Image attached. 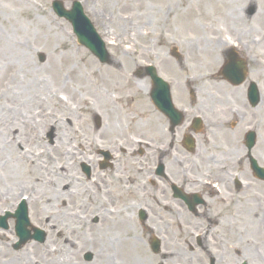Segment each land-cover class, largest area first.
<instances>
[{
    "label": "rangeland",
    "instance_id": "374dc122",
    "mask_svg": "<svg viewBox=\"0 0 264 264\" xmlns=\"http://www.w3.org/2000/svg\"><path fill=\"white\" fill-rule=\"evenodd\" d=\"M30 1L32 3L31 6L25 4V2L27 3L25 0L13 2L12 0H0V119L3 118L4 122L8 119L16 122V114L19 112H14L17 110L12 111V107H18L22 103L25 95V84L27 83L26 74L33 73V71L39 74L41 79H45L43 93L50 90L52 93L63 96L66 92H69L73 93L74 98H78L80 93L88 94L89 102H95L94 107L99 112L95 115L92 111L84 108L77 110V113L73 115V140L80 144L78 152H73L67 158L60 157L59 154H53V160L49 164H43L44 167H50L49 169L33 168L34 164L24 159L21 154L29 147H32L31 152H29L31 156H36L40 148L49 150L60 149L62 142L56 138L57 133L54 129H50V126L44 120L39 122L37 128L40 137L39 142L22 138L20 130L21 126L24 125L20 124L19 133L12 134L11 137H9L10 135L8 136L9 141L20 137V143L15 144L14 141L9 144V142L8 144L11 146L7 145L8 147L5 150L0 146V149H2L0 150V199L2 200H0V215L13 208V205L18 201L19 192L23 191L29 197L28 205L31 222L47 233L45 242L40 243L32 240L19 250H15L10 241L11 238H15L14 242L17 241L14 224L9 231L0 230V250H2L0 264H4L5 260L15 255L22 256L24 254L26 259L25 261H17V264H30L27 258H32L34 255L43 257L46 246H51L57 239H61L62 232L60 235V231L70 236L66 252L72 262L74 258L80 264H98V247L92 246L83 238L84 236L79 234H74L73 240V232L79 230V232L83 233L88 227L91 233H97L111 225V222L104 217L109 215L104 208L105 203H111L108 200L109 197H117L119 182L114 181V178H117L118 174L112 169L105 170L102 173L103 176L109 175L112 182L107 189L105 188L104 208L101 209L102 205L99 203L98 198L95 199V195V198L89 197L87 199L86 187L89 181L81 172L78 157H83V160H86L89 153L97 157L98 149L93 146V140L100 141L105 148H110L111 151H114L117 140H124L126 149L129 152L128 144L132 140L128 134L129 132H133L137 137L140 136L142 142L150 139V126L148 124L151 118L149 93L148 95L147 93L145 94L142 89L149 88L150 81L145 75L138 78V82L134 81L136 70L153 62L161 68L177 72L179 66L174 59L166 57V53L169 52L172 45H176L185 58L184 67H206L205 69H208L207 67L213 66L212 63L221 55L223 48H225L222 42L226 41V38H235L236 41L243 44L250 43L254 37L260 38L261 36L263 38L264 19L260 20L257 17L264 11V0H80L87 15L107 44L112 55L113 61L111 64H102L87 48L78 44L71 24L53 12L52 0ZM214 1H220L223 6H229L230 8L227 11L233 15V18L231 17L229 18L230 20L225 21L220 14L223 8L214 5ZM64 2L67 7L71 6L70 0H64ZM204 6H208V14L205 13ZM22 8L25 10H22ZM98 12L101 15L100 18L105 15L101 22H98L94 16ZM62 30L66 33H63ZM108 32L116 36L115 38L122 39L118 44H124V42L128 44V41L131 40L133 45H135L137 53L131 56L133 58L132 64L127 65L123 61V57H128L121 52L119 46L113 45L112 41H115V38L110 39L107 35ZM127 38L129 40H126ZM63 39H65V42ZM22 41L29 43L30 54L28 59L32 65L21 57L19 43ZM73 47L78 49L81 59H91L94 63V67L89 66L87 68L89 72L92 71L91 74L93 73L92 79L105 73L110 74L112 77L118 74L123 75L122 71L128 75L129 78L127 80L120 81L123 88L118 94L121 96L119 105L125 108H136L137 106V117L131 115L132 112L126 109L128 112L119 111L120 115L117 116L115 123H113L114 120L109 123L106 113L100 107L97 99L92 97L94 94L92 90H88L85 85L80 87L78 82L75 81V76L72 77L68 72L63 74L57 72V66L62 65L60 58L64 54L69 53ZM262 52V49L250 47L247 54H259ZM40 53L46 56L45 61L42 60L44 62L41 61ZM140 53H144L145 56L141 57ZM201 56H204L206 61L203 59L201 63L198 62L197 59L202 58ZM52 61L59 63L55 65L54 70L50 67ZM49 71L55 75H51ZM63 75L64 81H69V88L67 89L63 87ZM133 88L137 90L135 98L127 95L128 91L132 90L131 92H133ZM123 113L126 115L124 116ZM98 118L101 120L99 126L97 125ZM112 125H115V128L111 131ZM27 132L30 133L29 135L36 133V131ZM64 141V146L67 147L68 140L65 137ZM23 148L25 149L23 150ZM80 152H83V154ZM111 155L113 156L112 153ZM150 155L151 153L148 149L145 155L137 154L135 156L137 160L135 158L131 160L128 153L122 154L119 156L122 157L119 164L115 163L114 166L118 168L120 174H123L121 172H126L127 168L135 163L139 170H144L141 172L144 182L145 178H149L146 176V171L149 168L147 156ZM74 162H76V165H73ZM93 163L97 164V158ZM61 166L68 167V169H60ZM96 171H98V166H96L94 172ZM13 173L15 176H12ZM47 173H51V177L48 179L54 177V179H57V183H61L63 186L54 187L53 185L48 188L49 185L44 178ZM73 173H78L80 174L78 176H81L80 183L74 181L75 188L73 187ZM54 174L58 175L54 176ZM140 182L143 183L141 180ZM70 184L73 188L71 189L70 187L66 191L71 193L67 197L62 190L64 186H70ZM255 188L262 190L264 193V184ZM95 193L96 191L94 190L93 194ZM251 193L248 195H251ZM118 200L115 199L114 206L117 205L119 208L116 207L121 209L123 203L122 205L119 204ZM136 203V207L128 211L133 218L132 221H129L132 224L131 230L127 233L123 231L125 227H121L119 234L114 228L110 229V234L113 237L120 238H118L119 241L115 245L117 248L112 249L110 247L111 252L108 250L106 254L112 256L118 251L116 254L117 259L115 260V263L118 264H128L129 258L134 260L136 255H138L140 260L143 258L147 264H155L156 261L159 262L161 260V257L155 256L149 248L150 232L146 226L142 227L143 223L138 218L139 209L137 206L141 203V199ZM235 207L232 204V211L236 210ZM121 210L123 211V209ZM260 210L264 212V202L260 206ZM123 215L125 216V213L121 214L120 217H124ZM96 217L99 218L97 222L94 220ZM170 220L174 222L173 226H179L180 219L178 221L176 217H173ZM51 221H55L54 225L59 226L60 224L61 227L59 226L58 229L49 227ZM77 222L79 224H76ZM250 223L251 219L248 217L244 225L241 222L238 225L252 226ZM53 229H56L55 232ZM260 230L261 224L257 223L256 226H253V230L248 236L252 239L256 236L259 240L257 245L264 252V235H260ZM126 237H137L138 243H136L135 239L133 243L138 244V248L133 244L126 245L123 242ZM74 242L75 244H73ZM123 244L127 248H134L133 253L125 251ZM56 245L61 248L64 243L57 241ZM100 246L102 247V243ZM89 253L92 254L90 260L87 259ZM6 256H9L8 259ZM66 256L67 254L62 255L59 260H66ZM41 264L44 263L42 262Z\"/></svg>",
    "mask_w": 264,
    "mask_h": 264
},
{
    "label": "flooded vegetation",
    "instance_id": "af4514ba",
    "mask_svg": "<svg viewBox=\"0 0 264 264\" xmlns=\"http://www.w3.org/2000/svg\"><path fill=\"white\" fill-rule=\"evenodd\" d=\"M174 47L166 57L174 59L177 72L152 62L165 82L159 91L156 76L150 78L149 178L141 177L138 213L145 211L142 222L150 221L162 250L177 249L189 258L161 253L166 264H264L261 248L249 243L253 226L238 225L246 219L232 211L235 201L252 197L254 181L264 184L252 166L255 158L264 168V40L254 46L262 53L238 52L232 59L226 50L208 69L184 67ZM227 63L239 71L245 65L243 81L225 74ZM253 83L260 92L256 102ZM250 132L256 138L251 149ZM93 174L91 169L88 195L95 189L101 200L108 184L93 183Z\"/></svg>",
    "mask_w": 264,
    "mask_h": 264
},
{
    "label": "bare ground",
    "instance_id": "6f19581e",
    "mask_svg": "<svg viewBox=\"0 0 264 264\" xmlns=\"http://www.w3.org/2000/svg\"><path fill=\"white\" fill-rule=\"evenodd\" d=\"M13 1H16V0H12V2ZM25 1H27V3L25 2V4H27L28 6L32 5L30 0H25ZM214 5L223 8L220 14L222 15V18L225 19V21L230 20L229 18L231 17L233 18V15H231L227 11V9L230 8L229 6H223V4L220 1H214ZM204 8H205V13L208 14L209 13L208 6H204ZM22 10H25V9L22 8ZM94 16L98 22H101V20L105 17V15H103V18H100L101 15L99 14V12L97 13V15L95 14ZM257 18L260 20L264 19V11H262L258 15ZM62 31L63 33H66L64 30ZM107 35L110 39H113L116 37L112 35L110 32H108ZM126 40H129V38H127ZM63 41L65 42V39H63ZM119 41H122V39L115 38V41H112L113 45L119 46L121 52L124 53V55L128 57V58L123 57L124 59L123 61L126 62L127 65L132 64L133 58H131V56L137 53L135 45H133L131 40L128 41V44L126 42H124V44H118ZM28 44L29 43H26L23 41L19 43L20 54H21V57L27 61L28 64L32 65L31 61H29L28 59V55L30 54L29 52L30 46ZM140 55L141 57L145 56L144 53H140ZM60 61H62V65L57 66V72H60V74H63L64 72H68L72 77L75 76V81L78 82L80 87H83L85 85V87L88 88V90H92L94 93V94L92 93L94 95V96L92 95V97L97 99L98 103L100 104V107H102V110H104V112L106 113V118L108 119L109 123L111 122V120H114L113 123H115V121L117 120V116L120 115L119 111L128 112V110L126 109H129L130 112H132L131 115H133L134 117H137L136 116V112L138 110L137 106L136 108H133V107L125 108L124 106L119 105V103H121L120 101L121 96L118 94L123 88V86L120 84V81L122 80L124 81L125 79L127 80V78H129L128 75L125 74L124 71H122V73H124L123 75L118 74L115 77H112L110 74L105 73V74H101L99 77H95L92 79L91 76L93 75V73L91 74L92 71L89 72L87 68L89 66L94 67V63L91 61V59H88V60L81 59L79 56L78 49H75L74 47L71 48L69 53H67L66 55L64 54L62 58H60ZM63 61L65 62L63 63ZM56 64H59V63H57L56 61L55 62L52 61L50 67L54 70V67ZM49 72L51 73V75L52 74L55 75L53 72L51 71ZM26 77H27V83L25 84V92H24L25 95L23 97L22 103L19 104L18 107L16 106L12 107V111L17 110L14 112H19L18 114H16V117H17L16 122H14L13 120H9V119L6 120V122H4L3 118L0 119V128H1L0 129V146H2L5 150V148L8 147L7 145L12 144L14 141H15V144L20 143L19 141V139H21L20 137L14 138L13 141L12 140L9 141V138H8L9 135H10L9 137H11L12 134L19 133L18 128L20 124L24 125V126H21V130H20V135H22L21 136L22 138H26L25 140H28V141L39 142L40 137H39V132L37 128H38L39 122L44 120L48 123V125L50 126V129H54V131L57 133L56 138L59 139L60 142H62L61 144L62 148L60 147L59 150H52V149L49 150L47 148H42V149L40 148V151L38 154H36V156H31L29 152H24L22 156L28 162H31L32 164H34L33 168L35 169H39V168L49 169L50 167H46V166L44 167L43 164L45 163L49 164L53 160V154H59L60 157L63 156L64 158H67L70 154L73 153V143H74L73 142V115L77 113V110L84 108L86 110L92 111L93 114L95 115H97L99 111L96 107H94L96 104L95 102L93 103L89 102L88 94L85 95V94L80 93L78 98H74L73 93H69V92H66L64 96H60L57 93H52L50 90L46 93H43V84L45 82L44 78L41 79L39 74L35 73V71H33V73L26 74ZM133 80L138 82L137 76L134 77ZM72 83H73V79H72ZM68 86H69V81L67 82L64 81V75H63V87L67 89L69 88ZM142 89L145 94L148 92V87H146L145 89L144 88ZM131 91L132 90L128 91L127 95L135 98L137 90L133 88V92ZM73 98H74V103H73ZM125 115L126 114H124V116ZM114 128H115V125H112L110 130L112 131V129ZM27 131H30V132L36 131V133L29 135L30 133ZM64 137L66 138V140H68L67 147L64 146V142H65ZM94 143L98 145L96 141ZM29 148H30L29 151H31L32 147H29ZM130 159L133 160V158H130ZM60 169L67 170L68 167L62 166L60 167ZM118 171L119 170L116 169L117 174H118ZM121 173L123 174H118L117 178H114V181L116 180L119 182V187H118L119 190H118L116 199L119 198L118 200L119 204L122 205L123 203L122 205L123 211L121 209L117 211L113 210L114 202L111 201V197H109L108 200L111 203L109 202L105 203V208H104L105 211L109 213V215L104 216V217L107 221L111 222V225L107 226L106 229L100 232H97V233L96 232L91 233V230L88 227H87V230H85L83 233L79 232V230H75V232H73V240H74V234H79L80 236L81 235L84 236L83 238L88 243H90L92 246L98 247V250H97V254L99 256L98 264H118V263H115V260L117 259L116 254L118 253V251H116V253L113 254L112 256L106 254V251L108 250L109 252H111L110 247L112 249L117 248L115 245L117 241H119L118 238H120V237L118 238L113 237L112 234H110V229L114 228V230H116L120 234L121 227H125L123 231H126L127 233H129L132 227V224L129 221L130 220L132 221L133 218L132 216H130L128 211L136 207L137 205L136 202H138L139 188L141 186V182H140L141 170H139L138 166L135 163H133V165H130L127 168L126 172H121ZM57 175L58 174H54V176H57ZM78 175H79L78 173H73V181H76V183H80L81 181V176H78ZM99 176L101 178V181L105 183L102 179L103 177L102 173H100ZM49 177H51V173H47L46 176L44 177L46 182L49 180L48 179ZM104 177L106 179L105 184H108V187H109L112 182L111 178L107 175H105ZM254 186H256V183H254ZM22 195L23 194H20V196ZM262 195L264 194L259 189L254 187L253 195L249 200H246L243 203H239V201L234 202V206H236L235 207L236 210L234 211V213H236L237 216H240V217L243 216V218H246V219L249 217L251 219L250 224L252 226H256L257 223L264 225V219H263L264 214L259 213V210H260L259 205H261V201L264 202V198H262ZM92 196L95 198L94 195ZM4 199L6 200V198ZM90 200L92 199L90 198ZM36 201H38V199H36ZM100 204L104 206L103 200L102 202H100ZM101 209H103V207H101ZM123 213H125V216L123 215L124 217H120V215ZM54 223L55 221H51L49 227L56 228V229H58L59 226L61 227L60 224L59 226H56L54 225ZM76 224H79V223L77 222ZM56 229H53V231L55 232ZM61 232H62V235H61ZM60 235H61L60 237L61 239H57V241L58 242L62 241L64 243L63 247L59 248V246L56 245L57 241L51 246H46L47 248H46V251H44L43 253V257H38L34 255V257L32 258L31 257L27 258L30 264H41L42 262L44 264H80L74 258H73V262L71 261V259L68 258V253L66 251H67L68 243L70 242V239H69L70 236L66 233L64 234L63 231H60ZM134 239L136 240V243H138L137 237H131V238L126 237L125 239H123V242L126 245L133 244L136 248H138V244L133 243ZM257 241L259 240L255 236L252 242L256 243ZM101 243H102V247L100 246ZM73 244H75V242ZM125 244H123L125 251H129L128 253L130 252L133 253L134 248H127ZM106 246L108 248L107 250H106ZM103 252H104V255H103ZM175 252H176L177 258L180 257L179 259L181 258L189 259L186 256H182L180 250L175 249ZM66 254H67L66 260H59V257H61L62 255H66ZM8 257L9 256H6L7 259ZM19 260H23V261L26 260L24 257V254H22V256H17V255H15L14 257L11 256L10 259L4 261V264H7V263L17 264V261ZM22 264H27V263H22ZM128 264H147V262L143 260V258H141L140 260L138 258V255H136V258H134V260L129 258Z\"/></svg>",
    "mask_w": 264,
    "mask_h": 264
},
{
    "label": "water",
    "instance_id": "95a60500",
    "mask_svg": "<svg viewBox=\"0 0 264 264\" xmlns=\"http://www.w3.org/2000/svg\"><path fill=\"white\" fill-rule=\"evenodd\" d=\"M54 8L60 16L66 17L73 23L75 32L77 33L79 41L82 44L88 46L94 52V54L101 59V61H110V55L106 51L104 42L98 36L95 29L93 28L87 17L84 15L83 9L79 3H75L73 9L68 11L64 9L63 4L61 2L57 1L54 3ZM41 58L44 59V56H42ZM16 216L18 217L17 234L21 238V244H24L28 239L34 237L29 236L28 232L25 230V227L28 224L27 209H24V211H20V215L18 214ZM5 221L6 217H1L0 225L3 227H7ZM35 238L40 239V241H43V232L37 233V235H35Z\"/></svg>",
    "mask_w": 264,
    "mask_h": 264
}]
</instances>
